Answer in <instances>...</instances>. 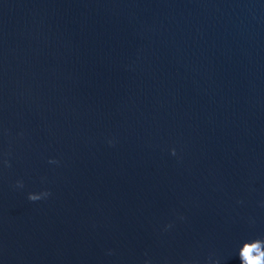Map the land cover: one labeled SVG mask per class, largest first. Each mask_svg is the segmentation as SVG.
I'll list each match as a JSON object with an SVG mask.
<instances>
[{"label": "water", "instance_id": "water-1", "mask_svg": "<svg viewBox=\"0 0 264 264\" xmlns=\"http://www.w3.org/2000/svg\"><path fill=\"white\" fill-rule=\"evenodd\" d=\"M253 244L264 0H0V264H247Z\"/></svg>", "mask_w": 264, "mask_h": 264}, {"label": "clouds", "instance_id": "clouds-1", "mask_svg": "<svg viewBox=\"0 0 264 264\" xmlns=\"http://www.w3.org/2000/svg\"><path fill=\"white\" fill-rule=\"evenodd\" d=\"M242 255L247 261V264H264V252L260 251L257 244L251 246L245 245Z\"/></svg>", "mask_w": 264, "mask_h": 264}]
</instances>
